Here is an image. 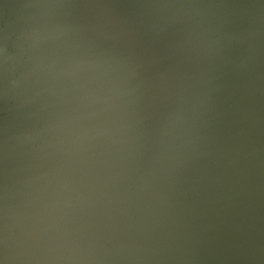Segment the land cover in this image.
Instances as JSON below:
<instances>
[{"label":"clouds","instance_id":"obj_1","mask_svg":"<svg viewBox=\"0 0 264 264\" xmlns=\"http://www.w3.org/2000/svg\"><path fill=\"white\" fill-rule=\"evenodd\" d=\"M0 264H264V0H0Z\"/></svg>","mask_w":264,"mask_h":264}]
</instances>
